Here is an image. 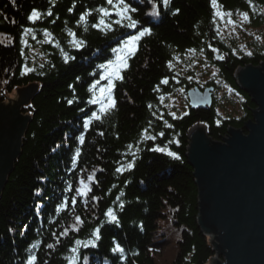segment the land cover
<instances>
[{
  "label": "trees",
  "instance_id": "obj_1",
  "mask_svg": "<svg viewBox=\"0 0 264 264\" xmlns=\"http://www.w3.org/2000/svg\"><path fill=\"white\" fill-rule=\"evenodd\" d=\"M130 6L137 11L126 15L136 27L111 15L108 29L93 27L97 9L111 7L107 0H0V102L37 86L21 107L30 119L0 193V264H29L32 256V264H162L171 248L168 264H207L215 254L197 222L187 132L202 123L221 141L230 126L244 130L255 104L234 74L264 63V42L254 37L264 35V0H217L215 8L211 0H130ZM33 9L39 18L30 20ZM218 11L238 22L231 38L218 29ZM143 28L150 33L127 59L123 79L113 77L115 107L101 113L91 103L96 88L89 90L108 83L100 65L115 60L112 49ZM30 47L38 49L32 61ZM199 52L207 62L202 81L174 69L177 55ZM179 86L186 94L207 89L210 108L188 105L173 115L160 94ZM164 147L180 158L156 150ZM117 245L123 252L113 251Z\"/></svg>",
  "mask_w": 264,
  "mask_h": 264
},
{
  "label": "water",
  "instance_id": "obj_2",
  "mask_svg": "<svg viewBox=\"0 0 264 264\" xmlns=\"http://www.w3.org/2000/svg\"><path fill=\"white\" fill-rule=\"evenodd\" d=\"M234 77L255 104L244 130L230 126L216 141L205 124L195 123L186 156L197 187V222L215 251L207 264H264V63L240 66ZM36 87L18 88L17 97L7 93L0 102V193L30 119L21 107ZM187 95L191 108H210L207 89Z\"/></svg>",
  "mask_w": 264,
  "mask_h": 264
},
{
  "label": "snow or ice",
  "instance_id": "obj_3",
  "mask_svg": "<svg viewBox=\"0 0 264 264\" xmlns=\"http://www.w3.org/2000/svg\"><path fill=\"white\" fill-rule=\"evenodd\" d=\"M164 4H167L169 2V0H163ZM107 4L110 5V8H104L101 7L99 9H97V11L100 14V19L98 21L97 24H94L93 27H98V28H111V24L109 22H107L105 20V17L111 16V15H115L118 17V20L115 21L116 23H120L123 25V21L125 19L128 20V24L126 25V27H130V28H135L137 25V21L132 19V17L130 15H126L129 12H135L137 11V9L135 7H131L130 6V0H107ZM211 4L212 6L215 8L217 7V0H211ZM49 15H51V13H49ZM227 15H231V13H227ZM246 17V14H245ZM39 18V13L33 9L31 15L29 16L30 20H35ZM85 17L81 16V20H84ZM147 33H150V29L148 28H143L142 30L138 31V33L136 35H130L127 39H125L122 43H120L118 48H114L112 49V51L114 53H117L115 60L109 59L105 64L100 65L101 68L104 69L105 71V75L101 76L100 79L101 80H107L108 84L105 87H102L99 89L101 96L100 97H93V99L91 100V103L93 104H100V109L99 111L101 113H105L108 110H111L112 108L115 107V99L112 95V91L114 88V81H113V77H115L116 79H123L122 75H121V71L123 66L126 65L127 59L131 56L134 55L136 48H137V44L138 41ZM127 52L128 55H124V53ZM100 81H97L96 84H99ZM167 79L163 80L162 83H167ZM96 84H93L92 86H90V91H92L93 89L96 88ZM106 93V95H105ZM69 103H71V101H69ZM93 116H97V114L95 112H93L92 114ZM99 118V117H97ZM161 135H163V133H161ZM79 140L81 142L84 141V137L81 135L79 137ZM160 152H167L168 155L173 156L176 159H179L180 157L174 153V152H170L168 151V149L166 147L164 148H158L156 149ZM79 148L76 149V153L77 155L79 154ZM133 165L131 163H129L127 165V168H132ZM117 171L119 172L120 169L118 168ZM89 179H91V177H89ZM85 188H87V185H85ZM77 191H80L79 189ZM83 194V193H82ZM75 198H73L74 200ZM122 207V205H121ZM109 214H111V210L109 212ZM80 218L77 217V220H79ZM111 219L113 221H117V217L114 214H111ZM118 222V221H117ZM93 235H95L97 238H99V229H96L93 233ZM74 243L76 245H80L82 242L77 239L74 241ZM88 244L85 243L84 247H87ZM94 246V245H93ZM48 247H52V245H48ZM73 251H77V249H73ZM113 251H121L123 252V249H121L119 247V245H117ZM75 259V258H74ZM35 260V256L30 257L29 259V264H32V262Z\"/></svg>",
  "mask_w": 264,
  "mask_h": 264
},
{
  "label": "rangeland",
  "instance_id": "obj_4",
  "mask_svg": "<svg viewBox=\"0 0 264 264\" xmlns=\"http://www.w3.org/2000/svg\"><path fill=\"white\" fill-rule=\"evenodd\" d=\"M217 25L218 29L221 31V33L228 38H231V32H234V27L238 25V22L231 17V15H225L224 13L222 14L220 11L217 12ZM238 19L244 20L243 18L237 17ZM257 40H260V42H264V35H258L254 36ZM237 39H239V36H236ZM231 43V41H230ZM241 45V43H239ZM36 51H38L37 48L30 47V54H31V61L33 60ZM207 66L206 62V57L204 53L199 52V54L194 55L193 53H187V54H181L177 55L175 57V63H174V69L176 71L178 70H185L188 69L191 74H187L188 77H194V78H199L201 81L204 79V72L202 70L205 69ZM108 83H105L104 81H100L99 84L96 85L95 89V97H100L101 93L99 91L100 88L105 87ZM106 95V93H105ZM160 100L161 103L168 108V110L173 114V115H181L184 112H186L188 108V103H187V96L186 93L184 92L183 87L179 86L175 90L171 92H164L160 94ZM174 242L170 243V246L174 245ZM172 248L169 250V252H166L163 256L164 262L162 264H168L170 258H171V253L170 251ZM218 259H220L218 257ZM213 264V263H212Z\"/></svg>",
  "mask_w": 264,
  "mask_h": 264
}]
</instances>
